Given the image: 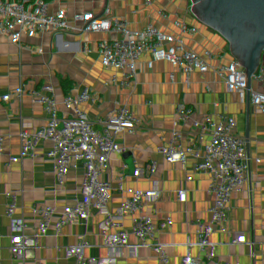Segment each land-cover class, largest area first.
<instances>
[{
  "label": "water",
  "instance_id": "1",
  "mask_svg": "<svg viewBox=\"0 0 264 264\" xmlns=\"http://www.w3.org/2000/svg\"><path fill=\"white\" fill-rule=\"evenodd\" d=\"M39 70L54 92L140 89L149 139L210 213L227 180L264 179V0H0V93Z\"/></svg>",
  "mask_w": 264,
  "mask_h": 264
},
{
  "label": "crops",
  "instance_id": "2",
  "mask_svg": "<svg viewBox=\"0 0 264 264\" xmlns=\"http://www.w3.org/2000/svg\"><path fill=\"white\" fill-rule=\"evenodd\" d=\"M11 86L23 105L9 130L11 114L5 109L0 93V126L8 129L11 143L25 140L29 152L34 154L35 144L63 146L65 138L70 137L74 146L86 147L93 160L113 154L127 164L137 162L134 152L141 149L159 159L157 164L145 169L147 175L160 185L171 181L176 187L169 202L146 204L127 191L111 196L113 187L107 183L99 193L96 214L85 218L70 213L75 201L64 197L58 180L61 171L74 170L78 165L33 160L0 165V220L8 214L14 216V223L9 225L19 232L21 247L29 246L22 232L26 226L50 219L53 230L42 235V239L58 260L62 259L61 251L72 241L87 234L99 250V257L93 264H132L136 259L137 236L145 234L154 238V248L192 246L198 253L197 264H264V242L233 240L224 245L212 232L214 222L236 228L243 223L263 224L258 201L246 199L264 191V179L225 181L219 203L224 204L226 210L212 209L210 230L207 223L190 222L176 200L197 189L191 183L190 171L149 139V127L156 109L145 94L124 91L115 84L102 85L91 99L99 108L97 114L92 115L85 112L77 98H63V93L70 90L59 92V95L52 85L35 90L16 76ZM122 108V117L112 124V133L107 134V120ZM120 141H124L127 148L122 147ZM248 204L251 212L246 211ZM25 212L28 213L25 215ZM8 248L6 238L0 234V258ZM151 254L147 253L140 260L148 264Z\"/></svg>",
  "mask_w": 264,
  "mask_h": 264
},
{
  "label": "built area",
  "instance_id": "3",
  "mask_svg": "<svg viewBox=\"0 0 264 264\" xmlns=\"http://www.w3.org/2000/svg\"><path fill=\"white\" fill-rule=\"evenodd\" d=\"M15 76L18 80L32 85L35 90L51 86L50 80L39 70H22L16 72ZM81 105L88 114L96 115L99 110L98 105L91 99L83 100ZM123 112L122 108L107 120V134L112 133V124L120 120ZM120 145L127 148L124 141H120ZM34 152V154L29 152L25 140L11 143L9 133L0 126V165L28 160L39 163L78 165L74 170L61 171L58 174V180L64 197L75 201L70 213L85 218L96 214L99 193L107 183H111L113 187L111 196L118 191H127L146 204L169 202L173 198L172 191L176 188L171 181L160 185L147 175L145 169L157 164L159 159L141 149L134 152L137 162L132 164L123 163L113 154H109L102 160H93L89 150L86 147L74 146L70 137L65 138L63 146H56L53 143L35 144ZM251 199L258 201V212L263 224L249 226L243 223L241 227L236 228L214 222L212 232L220 243L228 245L233 240L264 242V191L246 200ZM176 201L190 222L206 225L208 205L199 192L193 191L181 195ZM212 209L218 212L226 210L221 203L213 205ZM246 211H252L249 204ZM14 221V216L10 214L0 220V234L6 238L9 246L7 253L0 258V264H93L99 257V250L86 234L72 241L66 249L61 251L62 259L58 260L47 242L42 239V235L53 230L50 219L26 226L22 232L29 241V246L21 247L19 232L9 225ZM154 247L153 237L139 234L135 244L136 259L132 264H146L140 258L150 252L152 254L148 264H197V250L190 245H168L161 249Z\"/></svg>",
  "mask_w": 264,
  "mask_h": 264
},
{
  "label": "trees",
  "instance_id": "4",
  "mask_svg": "<svg viewBox=\"0 0 264 264\" xmlns=\"http://www.w3.org/2000/svg\"><path fill=\"white\" fill-rule=\"evenodd\" d=\"M106 84L113 85L105 81L95 80L85 86H81V87L72 89L70 91L64 92L62 96L64 99L69 98V97H75L79 101L82 102L85 99H92L95 96V94L98 92L99 88L102 85H106ZM122 90L128 92L130 90H140V89L124 88ZM1 94L3 95L4 101L6 104L5 109H7L11 114V120H10L11 124L8 128L10 130L13 127L16 118L20 115L23 109V105L20 102L17 92L12 88V86H9L6 89L2 90ZM9 106H12V109H9ZM27 213L28 212H25L24 214L26 215Z\"/></svg>",
  "mask_w": 264,
  "mask_h": 264
},
{
  "label": "rangeland",
  "instance_id": "5",
  "mask_svg": "<svg viewBox=\"0 0 264 264\" xmlns=\"http://www.w3.org/2000/svg\"><path fill=\"white\" fill-rule=\"evenodd\" d=\"M135 92H137V93H143V94H145V92L144 91H142V90H135ZM146 95V94H145Z\"/></svg>",
  "mask_w": 264,
  "mask_h": 264
}]
</instances>
